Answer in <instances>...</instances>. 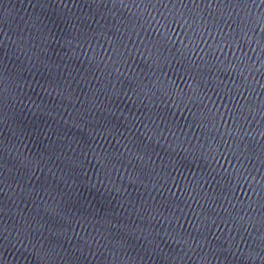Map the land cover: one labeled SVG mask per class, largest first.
Listing matches in <instances>:
<instances>
[{"label":"water","instance_id":"95a60500","mask_svg":"<svg viewBox=\"0 0 264 264\" xmlns=\"http://www.w3.org/2000/svg\"><path fill=\"white\" fill-rule=\"evenodd\" d=\"M0 264H264V0H0Z\"/></svg>","mask_w":264,"mask_h":264},{"label":"snow or ice","instance_id":"6c2138e0","mask_svg":"<svg viewBox=\"0 0 264 264\" xmlns=\"http://www.w3.org/2000/svg\"><path fill=\"white\" fill-rule=\"evenodd\" d=\"M183 25L185 27H188L190 30L193 27H196L194 24H187V22H185V24H183ZM167 91L176 95L181 100V102H183L184 98L188 96V93L184 91V88H181L178 84H176L175 81H172L170 84H168ZM192 94L196 95L195 91H193ZM200 99H201V103H203V97H201ZM204 109H205V113L207 115V118L210 121L214 122L217 117H219V119H223V116L218 114L217 109H215V111H213V109L208 108L207 105H204Z\"/></svg>","mask_w":264,"mask_h":264}]
</instances>
